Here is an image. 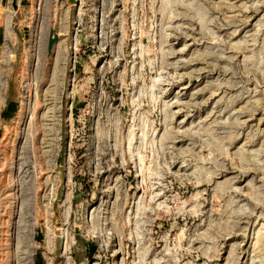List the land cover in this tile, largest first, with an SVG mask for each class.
<instances>
[{"label":"rangeland","instance_id":"obj_1","mask_svg":"<svg viewBox=\"0 0 264 264\" xmlns=\"http://www.w3.org/2000/svg\"><path fill=\"white\" fill-rule=\"evenodd\" d=\"M15 2L0 264H264V0Z\"/></svg>","mask_w":264,"mask_h":264},{"label":"water","instance_id":"obj_2","mask_svg":"<svg viewBox=\"0 0 264 264\" xmlns=\"http://www.w3.org/2000/svg\"><path fill=\"white\" fill-rule=\"evenodd\" d=\"M14 5L17 6V3L15 2V0H14ZM57 39H58V34H57L55 28H52L51 33H50V37H49V41H48V56H50L52 54L53 47H54V44L57 41Z\"/></svg>","mask_w":264,"mask_h":264},{"label":"crops","instance_id":"obj_3","mask_svg":"<svg viewBox=\"0 0 264 264\" xmlns=\"http://www.w3.org/2000/svg\"><path fill=\"white\" fill-rule=\"evenodd\" d=\"M3 1H5V0H3Z\"/></svg>","mask_w":264,"mask_h":264}]
</instances>
